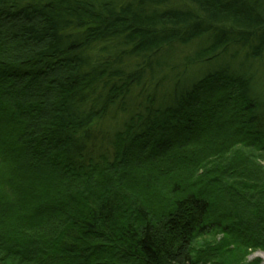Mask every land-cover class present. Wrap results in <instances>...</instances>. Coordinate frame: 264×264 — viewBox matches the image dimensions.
<instances>
[{
    "label": "trees",
    "instance_id": "16d2710c",
    "mask_svg": "<svg viewBox=\"0 0 264 264\" xmlns=\"http://www.w3.org/2000/svg\"><path fill=\"white\" fill-rule=\"evenodd\" d=\"M264 0H0V264H259Z\"/></svg>",
    "mask_w": 264,
    "mask_h": 264
},
{
    "label": "rangeland",
    "instance_id": "374dc122",
    "mask_svg": "<svg viewBox=\"0 0 264 264\" xmlns=\"http://www.w3.org/2000/svg\"><path fill=\"white\" fill-rule=\"evenodd\" d=\"M263 165H264V162H263ZM260 253H264V251L259 250V251L251 252L248 256V260L254 261V259H256V258H260L262 260L261 255H259Z\"/></svg>",
    "mask_w": 264,
    "mask_h": 264
},
{
    "label": "water",
    "instance_id": "95a60500",
    "mask_svg": "<svg viewBox=\"0 0 264 264\" xmlns=\"http://www.w3.org/2000/svg\"><path fill=\"white\" fill-rule=\"evenodd\" d=\"M261 258H262V261L259 264H264V257L261 256Z\"/></svg>",
    "mask_w": 264,
    "mask_h": 264
},
{
    "label": "bare ground",
    "instance_id": "6f19581e",
    "mask_svg": "<svg viewBox=\"0 0 264 264\" xmlns=\"http://www.w3.org/2000/svg\"><path fill=\"white\" fill-rule=\"evenodd\" d=\"M259 255H261L262 257H264V253H260Z\"/></svg>",
    "mask_w": 264,
    "mask_h": 264
}]
</instances>
